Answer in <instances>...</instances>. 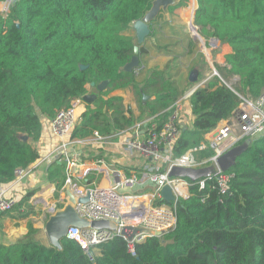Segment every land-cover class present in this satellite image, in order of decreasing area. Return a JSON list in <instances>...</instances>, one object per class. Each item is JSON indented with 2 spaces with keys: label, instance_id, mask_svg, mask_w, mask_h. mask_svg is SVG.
<instances>
[{
  "label": "trees",
  "instance_id": "obj_1",
  "mask_svg": "<svg viewBox=\"0 0 264 264\" xmlns=\"http://www.w3.org/2000/svg\"><path fill=\"white\" fill-rule=\"evenodd\" d=\"M1 1V0H0ZM194 23L205 38L228 49L218 71L238 76L243 91L257 99L264 90V0H195ZM153 0H17L6 17L0 15V185L12 182L17 169L39 157L33 146L41 135V117L53 119L71 101L80 99L90 83L106 81L105 90L86 105L72 128L71 140L124 131L137 120L166 121L182 92L168 67L149 70L136 80V70L123 72L131 60L135 37L124 32L141 19ZM179 0L169 10L185 7ZM192 6L185 12L191 21ZM144 48L139 47V57ZM188 84L191 82L187 81ZM132 88L139 116L126 109L113 91ZM148 98L143 100V96ZM192 128L182 130L173 157L204 143V136L228 119L240 97L218 76L189 97ZM26 136L27 140L22 138ZM212 155L194 153L196 161ZM225 194L207 179L200 189L190 183L187 198L175 205L176 224L161 237L134 243L132 254L121 237L100 244L91 257L73 240L63 238L61 250L34 239L36 230L10 245L0 244V264H264V134L255 139L235 164ZM67 164L53 162L47 180L62 186ZM27 193L12 210L18 218L34 214ZM55 193V197H57ZM155 205L167 204L159 199ZM167 205H173L171 203Z\"/></svg>",
  "mask_w": 264,
  "mask_h": 264
},
{
  "label": "built area",
  "instance_id": "obj_2",
  "mask_svg": "<svg viewBox=\"0 0 264 264\" xmlns=\"http://www.w3.org/2000/svg\"><path fill=\"white\" fill-rule=\"evenodd\" d=\"M16 1H0V15L3 18L7 16ZM203 83L197 84L186 92L183 99L189 98L197 88L203 86ZM80 104L81 99L71 101L67 108L62 109L51 119V133L55 138L63 140L70 134L76 123V112ZM263 104L264 90L257 99L251 98L249 95L240 97V103L231 116L221 121L216 131L207 133L204 136V143L187 151L181 157L175 158L173 157V150L182 129L180 124L182 104L177 101L171 107L170 114L161 127H158L152 120L144 122V125L140 123L134 134L125 141V147L129 152L150 160V164L139 171L127 173L114 170L110 172L100 161H95L93 165L87 167L85 163L76 164L67 160L70 167H76L79 170L74 174H69L65 184H73L76 197H84L87 190L89 191L88 202L75 206L79 217L89 221H112L116 226L115 230L69 228L67 239L75 241L84 252L90 253V251H96V247L100 244L111 241L115 237H121L127 242L128 249L133 254L134 243L141 242L151 236L145 232H138L131 240H128L126 236L120 234L121 229H125L126 235L131 233V230L127 228L171 232L176 224V202L179 198L188 197L191 182L187 179L168 177L169 169L175 165L194 168L213 166L212 175L196 181V183L202 189L207 179H213L215 185L212 189L217 190L220 194L228 192L231 188L233 174L221 171L216 164V160L245 140L250 139L253 142L264 134ZM93 136L99 140L102 139L96 132ZM206 149H210L212 155L202 161H196L194 153ZM25 172L26 169H17L14 173L15 179L22 177ZM92 172L111 176L115 181L112 186L94 185L86 190L78 188L74 182L75 175H82L81 178L83 179L88 173ZM163 186H169L172 190L176 198V201L171 203L173 205L154 204V201L159 199V192ZM122 187L128 188L131 192H119ZM148 187H151L152 193L146 191ZM142 198H147L148 201ZM65 201L66 198L59 202L61 207ZM16 202L14 198L5 197L0 192V214L12 210Z\"/></svg>",
  "mask_w": 264,
  "mask_h": 264
},
{
  "label": "crops",
  "instance_id": "obj_3",
  "mask_svg": "<svg viewBox=\"0 0 264 264\" xmlns=\"http://www.w3.org/2000/svg\"><path fill=\"white\" fill-rule=\"evenodd\" d=\"M178 2L179 0H176V4L171 7L176 6ZM188 2L190 6H192V3L194 2L193 13L195 14L194 10L197 7L196 1L188 0ZM178 9L179 8L169 10L168 8L166 11H161L157 18L150 24V35L141 45L144 48V53L139 57L141 67L136 70V80L138 82L143 81L149 70L153 68L164 69L165 67H168L167 75L175 81L179 90L182 92V95L178 100L182 104L180 115L181 127L191 129L194 117L191 114L188 102L189 98L184 100L183 96L197 84L204 82V85L211 77L207 75L205 78L203 77L204 75L202 74L204 73L202 72L204 69H202L201 66L195 68L193 66L191 67L193 63L188 66L189 62H187L182 56H179V50L177 48L179 42H177L176 39H171L172 44H168V42L164 40L166 33H168V29L173 30L170 31L171 36H173L171 33L175 34L179 31L177 27L178 24L176 23L178 20V18L176 19V15L179 13L177 11ZM160 15H163L164 23H160ZM173 17L175 20L171 22L170 18ZM191 17L194 20L193 14H191ZM165 19L171 22L169 27L167 25L165 26ZM193 20L186 22L187 27L192 36L200 38L198 34L200 29L199 27H197V30L194 29L192 23ZM124 34L135 37V31L133 30L132 25L124 32ZM154 38H157L158 40L156 41ZM224 49L227 54L229 52L228 49L225 47ZM185 56H187V53ZM224 56L222 57L221 62L215 64L224 65ZM190 72L196 74V84H188L187 81H189L188 78ZM87 92H93L90 85L88 86ZM109 96L121 97L124 107L132 110L135 118L139 116L140 113L132 88L113 91ZM86 105L87 104L81 101L76 112V122ZM148 120H151V118H145L141 121L137 120L132 127L124 131L113 132L109 136L102 137L101 140L94 136L88 137L84 140H71L69 135L63 140H60L55 138L51 133V119L41 117V135L38 141L33 144L38 151V159L26 169V172L22 177L14 179L8 184L0 185V192L5 197L14 198L16 201L21 200V198L27 193L33 192V195L29 199V203L35 209L36 213L24 219L18 218L16 213L1 216L0 244L10 245L22 239L27 235V225L30 224L36 230L34 239L45 246H49L44 232V225L49 215V209L53 206H56V208H58V206L61 207L59 202L65 198L67 200L65 191L68 185L65 184V180L69 174H74L79 170L76 167H70L67 164V160L75 162L76 164L85 163L87 167L93 165V162L95 161H100L110 172L120 170L128 173L142 170L144 167L148 166L150 160L144 159L138 154L129 152L124 144L125 141L134 134L137 126L140 123H143L144 125V122ZM220 124L221 122L216 128H218ZM216 128L211 132L216 131ZM63 161L67 164V173L62 186L59 190H56L55 185L49 183L47 180V170L53 162L60 163ZM81 176L82 175L76 174L74 182L78 188H82L83 190L91 188L94 185L112 186L115 181L111 176H104L102 174H96L95 172L88 173L83 179ZM72 191L74 194L76 193L75 189H72ZM148 192L152 193L153 191ZM55 193L58 194L57 197H55ZM142 199L148 201L147 198ZM41 205L43 207H40Z\"/></svg>",
  "mask_w": 264,
  "mask_h": 264
},
{
  "label": "water",
  "instance_id": "obj_4",
  "mask_svg": "<svg viewBox=\"0 0 264 264\" xmlns=\"http://www.w3.org/2000/svg\"><path fill=\"white\" fill-rule=\"evenodd\" d=\"M176 4V0H153L150 9L143 15V17L132 24V28L135 31L136 44L133 47V56L131 60L122 68L123 72H132L141 67L139 60V47L143 44L145 39L150 35V24L157 18L161 11H166L169 7ZM195 11V10H194ZM194 18V13H193ZM193 20V19H192ZM194 29L197 30V26L192 21ZM220 43L216 38H211L209 41L210 45H216ZM214 75L218 76L217 72L214 70ZM189 82L192 84L197 83V76L194 72L189 74ZM239 80V77L236 76ZM90 87L93 92H86L80 99L87 105H91L105 90L107 82H101L99 84L90 83ZM148 97L143 96V100ZM264 108V104H263ZM182 130H186L182 127ZM23 140H27L24 136ZM252 141L250 139L245 140L242 144L233 147L232 149L225 152L223 155L217 158L216 164L218 168L225 172L230 169L236 162V159L244 153L247 148L251 145ZM214 169L213 166H207L203 168L194 167H183V166H172L168 171V177L187 179L190 182H196L201 179H205L212 175ZM73 185V184H72ZM68 185L65 191L67 197L66 202L62 207H50L49 215L44 225V232L47 237L50 247L61 250L60 241L63 238H67V233L69 228H93V229H109L115 230L116 226L112 221L106 220H92L89 221L85 218L79 217L75 210V206L79 204H85L89 200V191L87 190L86 196L76 197L72 191L73 186ZM159 200L164 203H172L176 201V198L169 186H163L159 192ZM131 230L129 235H126L125 229H121L120 234L126 236L128 240H131L133 236L138 232H145L150 236L161 237L165 234L162 231H150L142 228H127ZM91 257L90 253L87 254Z\"/></svg>",
  "mask_w": 264,
  "mask_h": 264
},
{
  "label": "rangeland",
  "instance_id": "obj_5",
  "mask_svg": "<svg viewBox=\"0 0 264 264\" xmlns=\"http://www.w3.org/2000/svg\"><path fill=\"white\" fill-rule=\"evenodd\" d=\"M179 3V2H178ZM189 2H186V6L183 8H179L177 11L179 12L176 15V23L178 24V29L175 34L171 33L173 36L170 35V30L168 29V33H166V36L164 40L168 42V44H172L171 39H176L177 42H179L177 48L179 52V56H182L187 62H189L188 66L191 65L194 68L197 66H201L204 71L202 75L205 78L206 75L213 77L214 70L217 72L218 77L221 79L222 83H224L227 87H229L231 90H233L239 97H244L247 94L245 91L242 90L239 80L236 79V76L228 73L227 71H218V69L215 66V63H219L222 61V57L226 54V51L224 47L218 43L216 45H210L209 40L210 38H205L203 37L200 32L198 31V34L200 38L192 36L190 33L186 19L184 16V13L189 9L190 5L188 4ZM161 21L160 23H164L163 21V15H160ZM166 20V19H165ZM171 22L175 20V18H170ZM171 22L169 20H166L165 26L167 25L168 27L171 25ZM154 40H158L157 38H154ZM188 51V52H187ZM187 53V56H185ZM203 78V79H204ZM146 191H152L151 187H148ZM119 192L121 193H129L131 190H129L126 187H122L119 189ZM135 192V191H132ZM43 205V204H42ZM40 207H43V206ZM60 207V206H58ZM32 210L35 212V209L32 208ZM15 213V212H11ZM96 252V251H94Z\"/></svg>",
  "mask_w": 264,
  "mask_h": 264
}]
</instances>
